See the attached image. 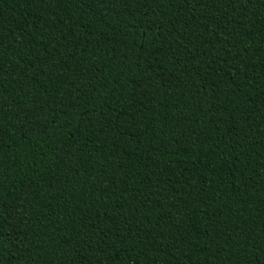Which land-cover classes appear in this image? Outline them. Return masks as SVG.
I'll use <instances>...</instances> for the list:
<instances>
[{"label":"trees","instance_id":"16d2710c","mask_svg":"<svg viewBox=\"0 0 264 264\" xmlns=\"http://www.w3.org/2000/svg\"><path fill=\"white\" fill-rule=\"evenodd\" d=\"M0 264H264V0H0Z\"/></svg>","mask_w":264,"mask_h":264}]
</instances>
